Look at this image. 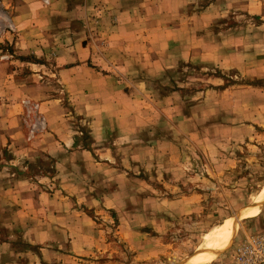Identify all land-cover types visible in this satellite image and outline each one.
<instances>
[{
	"label": "rangeland",
	"instance_id": "obj_1",
	"mask_svg": "<svg viewBox=\"0 0 264 264\" xmlns=\"http://www.w3.org/2000/svg\"><path fill=\"white\" fill-rule=\"evenodd\" d=\"M34 2L0 0V61L39 76L0 84V264H220L264 235V0Z\"/></svg>",
	"mask_w": 264,
	"mask_h": 264
},
{
	"label": "crops",
	"instance_id": "obj_2",
	"mask_svg": "<svg viewBox=\"0 0 264 264\" xmlns=\"http://www.w3.org/2000/svg\"><path fill=\"white\" fill-rule=\"evenodd\" d=\"M13 0H2L3 5L6 9L4 11L5 14H11L12 16H14L13 18H11L13 21H18V17L17 14L19 12H26L27 8L29 11H27V16L26 19H29V21H32L33 19V10L35 8H37V6H35V2L34 0H17L15 1V4H12ZM59 4V3H58ZM31 8V11H30ZM30 23V22H29ZM35 30V29H34ZM29 31L26 32L25 30H23L21 32V34H19L18 36V40L16 41V44H14V53L18 54V55H23L28 53L29 51H32V53L34 52V46L33 44L35 43V40H33L34 33H38L37 31ZM30 35V39H28ZM5 39H7L8 41H12L9 37L8 34H5ZM26 49V52H25ZM83 52V55H85L86 57H88L89 55V49H87L85 52ZM13 65H17L18 67H23L22 64H19L17 61L13 60H7V61H0V84L1 85H8L7 87V91H5V94L9 96V98H19V96L23 93V92H28L27 88H29L28 86H30V83H34L36 80V77H39L38 75H35L34 73V67L35 65L33 64H26V68L28 69L27 72H17V71H13L12 66ZM62 73H66L68 75L73 74L74 70L72 68L70 69H66L63 68L62 69ZM4 92V91H3ZM12 95V96H10ZM12 109H14V107L12 106H4V103H2V106L0 105V146L8 144L10 141V137H17V132L18 130L16 129L17 127V121L16 118H14Z\"/></svg>",
	"mask_w": 264,
	"mask_h": 264
},
{
	"label": "built area",
	"instance_id": "obj_3",
	"mask_svg": "<svg viewBox=\"0 0 264 264\" xmlns=\"http://www.w3.org/2000/svg\"><path fill=\"white\" fill-rule=\"evenodd\" d=\"M229 258V263L220 264H264V235L248 239Z\"/></svg>",
	"mask_w": 264,
	"mask_h": 264
},
{
	"label": "bare ground",
	"instance_id": "obj_4",
	"mask_svg": "<svg viewBox=\"0 0 264 264\" xmlns=\"http://www.w3.org/2000/svg\"><path fill=\"white\" fill-rule=\"evenodd\" d=\"M261 194H262V197H264V188H263ZM257 209H258L257 205L253 209H250V211L248 213L249 214L248 216H254L257 213ZM225 230H226V226L225 225H223L220 228H218V230L216 232V236H215V248L211 251V253L207 254L208 257H205L204 259L199 258L197 260V262H201L202 260L206 261L207 259H212L213 256H215L216 254H218L221 251V249H222V247L224 245V242H225V239L223 237V232ZM197 262H194V263H197Z\"/></svg>",
	"mask_w": 264,
	"mask_h": 264
}]
</instances>
